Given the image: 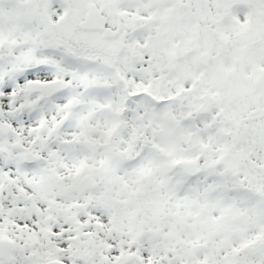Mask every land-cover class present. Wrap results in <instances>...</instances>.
Segmentation results:
<instances>
[{
	"label": "snow or ice",
	"instance_id": "obj_1",
	"mask_svg": "<svg viewBox=\"0 0 264 264\" xmlns=\"http://www.w3.org/2000/svg\"><path fill=\"white\" fill-rule=\"evenodd\" d=\"M0 264H264V0H0Z\"/></svg>",
	"mask_w": 264,
	"mask_h": 264
}]
</instances>
